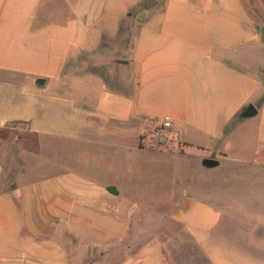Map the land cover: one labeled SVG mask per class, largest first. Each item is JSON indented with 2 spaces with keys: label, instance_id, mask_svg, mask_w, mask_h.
<instances>
[{
  "label": "crops",
  "instance_id": "crops-1",
  "mask_svg": "<svg viewBox=\"0 0 264 264\" xmlns=\"http://www.w3.org/2000/svg\"><path fill=\"white\" fill-rule=\"evenodd\" d=\"M127 2L0 0V264H169L154 214L264 264V30L245 0Z\"/></svg>",
  "mask_w": 264,
  "mask_h": 264
},
{
  "label": "rangeland",
  "instance_id": "rangeland-1",
  "mask_svg": "<svg viewBox=\"0 0 264 264\" xmlns=\"http://www.w3.org/2000/svg\"><path fill=\"white\" fill-rule=\"evenodd\" d=\"M128 6L131 7L132 11L138 10H152L151 8L145 7V0H127ZM246 7L252 16L255 25L257 26V30L260 33H263L264 30V0H245ZM136 11V12H137ZM187 158V157H186ZM180 159V158H179ZM184 159V158H183ZM182 159V170L185 166V163ZM195 159L198 160L197 157L188 156L187 158V179L190 182H195L194 177L198 174L196 171V166L193 164ZM175 165L177 168L180 167V161H177ZM213 170V169H212ZM183 172L179 175L182 176V181L185 180V174ZM226 171H222L215 176H222L225 175ZM199 175V174H198ZM212 176L208 175L207 180H211ZM226 184V183H225ZM141 227H146L147 221V214L151 218V212L141 213ZM155 216V225L157 234L161 237L163 242V255L164 259L169 264H210L207 258L202 254L199 247L194 244L191 240L189 234L186 233L185 229L174 220L168 218V216L164 217L163 219L158 215L154 214ZM160 228V229H159Z\"/></svg>",
  "mask_w": 264,
  "mask_h": 264
},
{
  "label": "built area",
  "instance_id": "built-area-1",
  "mask_svg": "<svg viewBox=\"0 0 264 264\" xmlns=\"http://www.w3.org/2000/svg\"><path fill=\"white\" fill-rule=\"evenodd\" d=\"M156 128L158 132V142L160 146L167 145L171 140L174 139L172 126L173 121L169 115H164L157 119Z\"/></svg>",
  "mask_w": 264,
  "mask_h": 264
},
{
  "label": "water",
  "instance_id": "water-1",
  "mask_svg": "<svg viewBox=\"0 0 264 264\" xmlns=\"http://www.w3.org/2000/svg\"><path fill=\"white\" fill-rule=\"evenodd\" d=\"M157 3V0H145V7L149 8ZM258 112V107L254 103H249L247 106L244 107L243 111L240 114L241 118L252 117L256 115ZM203 164L206 166H215L219 163V161L213 157H205L203 159Z\"/></svg>",
  "mask_w": 264,
  "mask_h": 264
},
{
  "label": "trees",
  "instance_id": "trees-1",
  "mask_svg": "<svg viewBox=\"0 0 264 264\" xmlns=\"http://www.w3.org/2000/svg\"><path fill=\"white\" fill-rule=\"evenodd\" d=\"M193 241V240H192ZM194 242V241H193ZM194 244H196L195 242H194ZM197 245V244H196ZM198 246V245H197Z\"/></svg>",
  "mask_w": 264,
  "mask_h": 264
}]
</instances>
